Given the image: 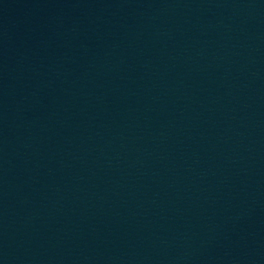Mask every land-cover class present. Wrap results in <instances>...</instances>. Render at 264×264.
<instances>
[{
  "label": "water",
  "instance_id": "obj_1",
  "mask_svg": "<svg viewBox=\"0 0 264 264\" xmlns=\"http://www.w3.org/2000/svg\"><path fill=\"white\" fill-rule=\"evenodd\" d=\"M0 264H264V0H0Z\"/></svg>",
  "mask_w": 264,
  "mask_h": 264
}]
</instances>
